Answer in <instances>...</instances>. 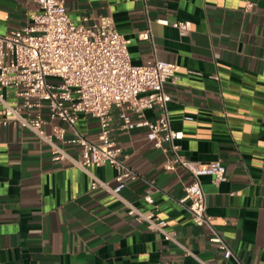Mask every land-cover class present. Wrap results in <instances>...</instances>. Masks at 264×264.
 <instances>
[{
  "label": "crops",
  "instance_id": "obj_1",
  "mask_svg": "<svg viewBox=\"0 0 264 264\" xmlns=\"http://www.w3.org/2000/svg\"><path fill=\"white\" fill-rule=\"evenodd\" d=\"M69 15L91 24L111 17L118 31L131 39L135 64L156 59L176 63V83H167L172 127L184 131L177 141L187 159L221 160L227 179L215 185L203 176L207 210L224 243L210 241L211 230L196 225L181 202L192 174L173 160L171 149L157 148L147 128L118 129L113 137L122 159L135 171L116 197L92 189L89 174L70 158L53 159L50 146L19 125L0 127V262L2 264H264V0H65ZM252 3L250 8L248 4ZM41 11L38 0H0V34L32 23ZM171 22L192 21L183 34ZM151 28L152 38L139 34ZM117 112V111H115ZM157 109L145 111L155 119ZM2 105L0 104V117ZM66 127L60 142L73 158L81 147ZM190 117V118H187ZM76 127L99 139L100 122L84 112ZM101 179L115 185L116 169L93 166ZM156 214L178 231L181 243L196 256L129 215L124 200ZM232 255L225 258L226 248Z\"/></svg>",
  "mask_w": 264,
  "mask_h": 264
},
{
  "label": "built area",
  "instance_id": "obj_2",
  "mask_svg": "<svg viewBox=\"0 0 264 264\" xmlns=\"http://www.w3.org/2000/svg\"><path fill=\"white\" fill-rule=\"evenodd\" d=\"M38 3L41 11L31 14L32 23L0 34V127L19 125L31 130L50 146L53 159L70 158L74 165L86 171L92 189L104 188L120 198L127 180L135 177V171L122 159V148L113 135L118 129L147 128L148 139L157 148L165 152L171 149L174 153L166 168L174 170L180 165L192 174L181 202L187 206L195 224L211 230L212 243H224L208 213L202 177L210 176L215 185H220L227 179L226 166L221 160L204 163L182 156L177 141L183 139L184 131L171 124L168 104L172 97L166 84L176 83L178 65L163 59L151 64L133 63L129 51L131 39L118 31L111 17H102L91 24L85 22L86 18L77 22L69 15L65 0H38ZM251 6L252 3L247 8ZM157 22L172 24L183 34L192 29L190 20L171 22L160 18ZM139 37L152 38L151 28ZM49 77L58 78L59 82L52 83ZM148 109H157L158 116L146 117ZM44 110H48L51 119H61L73 129L70 140L81 147L78 158L71 157L60 143L67 141L66 127L52 124V130L47 131ZM82 112L99 120L98 140L93 141L78 131L76 122ZM105 164L116 169L115 185L91 170ZM144 198L155 209L145 211L124 200L129 215L165 240L179 245L185 255L196 256L180 242L178 231L169 228L168 221L156 214L158 205L153 195L146 194ZM231 255L232 250L227 247L224 256ZM199 260L203 264H215L213 260Z\"/></svg>",
  "mask_w": 264,
  "mask_h": 264
},
{
  "label": "rangeland",
  "instance_id": "obj_3",
  "mask_svg": "<svg viewBox=\"0 0 264 264\" xmlns=\"http://www.w3.org/2000/svg\"><path fill=\"white\" fill-rule=\"evenodd\" d=\"M48 80L52 83H58L59 82V79L58 78H55V77H49Z\"/></svg>",
  "mask_w": 264,
  "mask_h": 264
}]
</instances>
